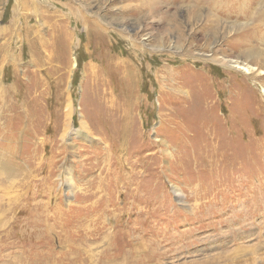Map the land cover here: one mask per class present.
Listing matches in <instances>:
<instances>
[{
    "label": "rangeland",
    "instance_id": "374dc122",
    "mask_svg": "<svg viewBox=\"0 0 264 264\" xmlns=\"http://www.w3.org/2000/svg\"><path fill=\"white\" fill-rule=\"evenodd\" d=\"M33 1L0 0V264H264V0Z\"/></svg>",
    "mask_w": 264,
    "mask_h": 264
},
{
    "label": "bare ground",
    "instance_id": "6f19581e",
    "mask_svg": "<svg viewBox=\"0 0 264 264\" xmlns=\"http://www.w3.org/2000/svg\"><path fill=\"white\" fill-rule=\"evenodd\" d=\"M17 1V4L19 5V4H22V5H27L28 3H32V2H35V1H33V0H15V2ZM29 5V4H28ZM37 9V8H36ZM35 9V10H36ZM261 10V9H260ZM263 12V11H262ZM262 14V13H261ZM260 14V15H261ZM36 21V20H35ZM8 27H10V26H8ZM14 27H15V25H14ZM13 29V28H12ZM3 30H5V29H3V28H1L0 27V36H1V34L3 33ZM6 30H9L8 28H6ZM10 31H11V29L9 30V33H10ZM260 31V30H259ZM261 31H263V30H261ZM12 32V31H11ZM8 33V32H7ZM257 33V32H256ZM259 34H260V32H258ZM262 33V32H261ZM10 34H12L13 35V33H10ZM263 36V33H262V35L260 36L259 35V37L256 39V40H260V41H264V38L262 37ZM9 43V42H8ZM245 51L246 52H244L245 53V56H247V57H249V58H253L254 56H256V55H262L263 57V60L262 61H264V53L262 52V50L261 49H258V48H253V49H250V48H246L245 49ZM243 53V54H244ZM7 56H12V54H11V51H10V45H3L2 44V42L0 41V62L2 63V62H4L5 60V57H7ZM228 61H230V62H234V63H242V61H238V60H235V61H232V60H229L228 59ZM244 64V63H243ZM263 65V64H262ZM237 65H234V67H236ZM238 68H244V67H241V66H238ZM260 73H264V71L263 70H260ZM1 92V91H0ZM262 92H264V90H262ZM175 189V188H174ZM174 192H175V190H174ZM33 263V262H32ZM27 264V263H26Z\"/></svg>",
    "mask_w": 264,
    "mask_h": 264
}]
</instances>
